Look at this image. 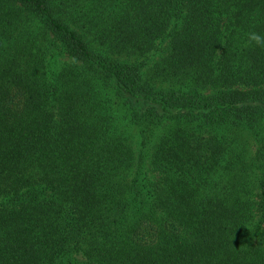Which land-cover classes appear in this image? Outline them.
<instances>
[{
	"label": "trees",
	"instance_id": "16d2710c",
	"mask_svg": "<svg viewBox=\"0 0 264 264\" xmlns=\"http://www.w3.org/2000/svg\"><path fill=\"white\" fill-rule=\"evenodd\" d=\"M250 32L264 0H0V264H264Z\"/></svg>",
	"mask_w": 264,
	"mask_h": 264
},
{
	"label": "rangeland",
	"instance_id": "374dc122",
	"mask_svg": "<svg viewBox=\"0 0 264 264\" xmlns=\"http://www.w3.org/2000/svg\"><path fill=\"white\" fill-rule=\"evenodd\" d=\"M161 49H162V45L159 46L157 51H160ZM154 57L156 60L157 57L155 55L154 56L149 55L145 58L146 61H148L146 67H149L152 64V60ZM60 63H61V61H56L54 66L59 65ZM111 95L114 96L113 94H111ZM119 115H120L119 120H121V127L123 130H125V133L127 134L128 140H129L131 146L133 147L135 154L137 156V155H139L140 149H141L139 130L128 119L124 118L122 111L119 112ZM149 161H150V159H149V157H147L145 160V166L143 169L144 170L143 174L148 176L149 178L153 179L156 176V172L152 170Z\"/></svg>",
	"mask_w": 264,
	"mask_h": 264
},
{
	"label": "clouds",
	"instance_id": "9594fccd",
	"mask_svg": "<svg viewBox=\"0 0 264 264\" xmlns=\"http://www.w3.org/2000/svg\"><path fill=\"white\" fill-rule=\"evenodd\" d=\"M246 46H255L264 49V36L258 32L248 33Z\"/></svg>",
	"mask_w": 264,
	"mask_h": 264
}]
</instances>
